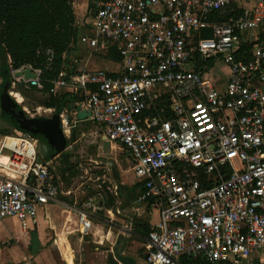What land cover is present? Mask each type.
I'll list each match as a JSON object with an SVG mask.
<instances>
[{"label": "built area", "instance_id": "1", "mask_svg": "<svg viewBox=\"0 0 264 264\" xmlns=\"http://www.w3.org/2000/svg\"><path fill=\"white\" fill-rule=\"evenodd\" d=\"M239 1L96 0L77 42L116 49V69L51 81L52 92L81 91L88 118L130 155L157 216L147 264L264 263V0ZM25 68L36 77L11 84L41 89L39 69L10 72ZM36 149L27 132L0 138V220L24 231L58 194L53 161ZM78 221L88 228L84 213Z\"/></svg>", "mask_w": 264, "mask_h": 264}, {"label": "trees", "instance_id": "2", "mask_svg": "<svg viewBox=\"0 0 264 264\" xmlns=\"http://www.w3.org/2000/svg\"><path fill=\"white\" fill-rule=\"evenodd\" d=\"M89 0L88 12L94 10V2ZM238 12V10H237ZM233 15V12L225 11L213 15L217 20H225ZM76 19L70 0H0V47L8 61L2 63L0 60V77L7 68V78L1 77L0 94L3 85L9 82L11 87L10 71L18 69L23 65H30L33 69H39V83L41 89L34 86L24 87L15 84L16 91L23 97L25 93L38 92L41 95L36 106L53 109L54 113L60 114L70 103L80 102L82 97L68 92L53 93L51 81L57 78L59 72H65V79L80 74L84 66L78 61L69 63L68 53L71 51V44L77 41L79 28L76 26ZM208 32L202 36L207 37ZM106 59L114 62L119 61V55L114 48H110L104 55ZM22 86V89L20 87ZM81 91H79V94ZM22 105H19V107ZM0 118L6 124L1 128L2 136L11 135L13 130L25 132L8 114L0 110ZM69 121L70 118H69ZM29 135L44 146L45 137L39 132H30ZM71 145L67 142L66 147ZM58 153L43 152L44 159H51ZM59 161L56 174L59 181L68 183L78 173V162L72 160V153L64 151L58 155ZM57 183V181H55ZM119 195L125 192L128 200H135L140 190L136 185L133 187L119 186ZM104 205L109 208L113 205L114 199L106 193ZM148 224L144 221L136 222V234L140 239H145L149 233ZM107 264H116L109 259ZM252 264H264L254 261Z\"/></svg>", "mask_w": 264, "mask_h": 264}, {"label": "rangeland", "instance_id": "3", "mask_svg": "<svg viewBox=\"0 0 264 264\" xmlns=\"http://www.w3.org/2000/svg\"><path fill=\"white\" fill-rule=\"evenodd\" d=\"M240 4H248L247 0H240ZM247 3V4H246ZM76 7H73L74 10ZM81 8H77L76 12L78 15V19L82 24H85L86 20L89 19L90 14L87 13V10L82 12ZM85 22V23H84ZM83 29V30H82ZM81 33H88L87 29L82 28ZM67 61L69 63L75 62L78 60L82 64L80 60H85L87 58H91L90 62L92 65L86 69H95V67L101 66L103 63L108 62L104 53L98 52H90L85 46L77 44V41L71 44V51L68 53ZM116 65L109 62V64L105 63L103 67L111 68L115 70ZM220 66H223V63L220 62ZM2 77V76H1ZM0 77V83L2 81ZM11 81L14 79L11 77ZM11 82V83H12ZM25 87V86H24ZM22 89V86L20 87ZM23 91V89H22ZM17 93L21 96L22 100L20 104L25 108L26 114L29 117H49L51 115L50 112L45 111L41 107H37L36 103L40 100L41 95L38 92L33 93H25V97H23L19 92L16 91L15 85L11 84L9 89V94ZM12 96V95H11ZM14 98V97H13ZM3 126L6 127L4 121L0 118V131ZM80 130H82L83 135L79 138L76 137V142L73 143L72 146H69L67 150L73 151L74 155L79 156V160L81 161L80 171L76 177H73L67 185H63L62 190L64 192L68 191V194L59 195V205L54 209L58 211L59 215L56 213H47L49 215L46 219H44V223L42 227L36 228L39 233V240L41 245L39 246L36 255H29V242L30 238L22 237L19 235V226L17 222L10 218H4L0 220V225H2V229H0V250L14 251L18 258L14 259V264H23L25 260L34 262V257L38 256V260H42V264H64L62 261L61 251L58 247V236L55 231L60 230L59 228H63L64 230H72L74 231L78 228L77 217L80 211L86 212L93 225L96 223L105 224L104 218L106 217L105 213L100 214L99 209L92 208H84L83 204L88 195V189L101 190L102 184L99 183V180H104L106 185H109L110 178V170L109 165L115 164V168L118 170L120 167H127L128 160L126 158V153L123 150L118 148H112L109 143H104L100 140V133L98 132V127L94 125V123L88 122L86 125H80ZM19 132L17 130H13L11 135H18ZM2 134L0 133V138ZM91 146H95L94 150ZM42 146L37 142V152H40ZM72 154V156H73ZM58 158L54 159L55 163H58ZM110 163V164H109ZM102 171L100 174L99 172ZM104 184V185H105ZM62 186V184H61ZM64 198V199H63ZM67 215L66 216H64ZM116 213L115 210H111L109 212L108 219L113 223H117L113 218H115ZM154 220V217L152 218ZM156 222V221H155ZM125 225L126 222H123ZM70 229H66L69 228ZM113 227V226H112ZM9 229L12 234L8 236H4V233H7V229ZM4 229V230H3ZM124 234V233H123ZM16 235V236H14ZM4 236V237H3ZM122 237V234H121ZM92 234H88L84 237L82 242L75 243V240H72V250L76 259L81 261V264L90 263V259L93 260L96 264H101L105 262L106 251L109 250L107 246H102L101 251L95 253L93 252L92 246L94 245L92 242ZM126 241V251L125 254L130 256H137L140 252L146 251L145 242H141L140 238L135 237L134 234L126 235L124 238ZM13 257V256H12ZM5 256L0 255V260L4 261ZM11 262V261H10ZM138 264H145L142 259H137ZM33 264H36L35 262Z\"/></svg>", "mask_w": 264, "mask_h": 264}, {"label": "crops", "instance_id": "4", "mask_svg": "<svg viewBox=\"0 0 264 264\" xmlns=\"http://www.w3.org/2000/svg\"><path fill=\"white\" fill-rule=\"evenodd\" d=\"M70 1H71V4H72V7H76L75 8L76 10H77V8H81L82 9L81 14H82L83 10L84 11L87 10V13H89L88 12L89 0H70ZM247 2H248V4L246 3L247 4L246 6H245V4L243 5V4H240V3H238V5H239V7H244V6L247 7V6L250 5L251 1L247 0ZM76 10L73 9L74 15H75V19H76V23H75L76 26L79 28L80 31H81L82 28H85V29H87V32L90 33L89 27H88V23L90 21L92 13L90 14L89 19H87L85 21L86 23L84 22L85 24H82L79 20H77L78 16H80V15L77 14ZM84 34H86V33H84ZM79 35H82V34H79ZM77 44H78V42H77ZM98 53H102V52H98ZM105 54L106 53H104V55ZM90 59L91 58H87L85 60L84 59L80 60L82 62V64H83V66H84V70H91L92 69V68L91 69H86V68H88V67H90L92 65V63L90 62ZM105 59H106V57H105ZM106 60L108 61V62H105L107 64H109V62H111V63L113 62V61H111L109 59H106ZM75 61H78V60H75ZM105 63H103L99 67H95V69L100 68V69L111 71L112 70L111 68L103 67ZM58 92H68V93H71V94H77V93L72 92L70 89H57L53 93H58ZM77 95L82 97L81 93L80 94L78 93ZM81 101H82V99H81ZM81 101L77 102V103H70V104H68V106L65 109H63L61 111V113H63V112L66 113L68 118H70L71 122H73L72 123L73 125H72L71 128H69V130L66 129V131H63L66 134V136H68V137L70 136V134L72 132L75 133V140L74 141H69L71 143V145H69V146H72L73 143L76 142V137L79 138L81 135H83L82 130H80V125H84L85 126L86 123L91 122V120L89 118H86V119H84L82 121H78L76 119V114H75L74 110L73 109H71V110L68 109V107L70 105H72V107L73 106H77V105L81 107V104H80ZM38 107H40V106H38ZM22 108H24V107L22 106ZM41 108H43V107H41ZM43 109L45 111L50 112L51 115L54 114V110L53 109H49V108L48 109L47 108H43ZM24 110H25V108H24ZM51 115L49 117H51ZM49 117H46V118H49ZM43 118H45V117H43ZM98 132L100 133V140H102L104 143H109L112 148H118L120 150H123L126 153V158L128 160V166L127 167H123V168L119 166V168L117 170L115 168V166H114L115 164H112V163L110 164L109 163L110 165H109L108 168L110 170V175H111L110 178H108V179H110L109 182H108L109 185H106L104 180H99V183L102 184L101 190H94V189H90V188L88 189V195L86 197V200H85L83 206H84V208L99 209V213L100 214L105 213V215H106V217L104 218L105 224H103L101 222V223H96L95 225H93L89 215L82 210V211H80L78 213V217H79L80 213H84L86 215L88 223H89L88 224V228L86 230H82V228H81V226L79 224V221H78V217H77L78 228H76L74 231H72V230H64L63 228H59L60 230L55 231L57 236H58V234H60L57 237L58 238L57 243H58V247H59V249L61 251L62 261H63L64 264H81V262H79L81 260L76 259L75 255H74V252H73L72 246H71L72 245L71 241L75 240V243H77L78 241L82 242L85 236H87L88 234H92V238H93L92 242L94 244L92 246L93 252H95V253L102 252L101 251L102 250L101 247L103 245L107 246L109 248V250L106 251L107 254L105 255V262L101 263V264H107L109 259L114 260L116 262V264H121L120 262H118L116 260L115 255H114V253H115V244L117 242H121L122 243V251L120 253L122 256H129V257L133 258V260L135 261V264H138L137 263V259L138 258L142 259L145 262V264H147L146 261H145V253L147 251V246H146V241H145L146 237H145V239H140L141 242H145L146 251H144V252L141 251L140 252V250H139V253H138V255L136 257L135 256H130L128 254L127 255L125 254L126 245L127 244H126V241L124 240V238L126 237V235L128 236L130 234H134L135 237L139 238L138 235L136 234V222L140 221V220L144 221V222H146L148 224V227L150 229L151 225L155 221H157V216H156L155 212L151 210L149 204H147L144 201H140L139 200V198H140V196H141V194L143 192V184H142L141 181L137 180L135 178L134 174H133V171H132V168H131L132 159H131L130 155L119 144H117L115 142H112L109 139L105 138L103 133H102V131H101V128H99V127H98ZM68 147H65V149L62 152L69 151V152H71L73 154L74 153L73 151L67 150ZM91 147H92L93 150H94V148H96L95 146H91ZM43 152L48 153V146H46V144L44 146H42L40 152H38L39 158H41L43 160H46V159H44ZM62 152H60V153H62ZM60 153L56 154L55 156H53L50 159V160L53 161L55 171H57L56 167H57L58 163H55L54 159H57L58 155ZM71 159L78 162V164H79L78 165V172H79L80 171L79 168L81 166V163H80L81 161L79 160V156H77V155L75 156L73 154ZM99 173L101 174L102 171H100ZM77 175H78V173H77ZM56 181H57L56 184H57V187H58V194H57V196L55 198V201L48 203L44 207L40 208V210H38L35 223L31 226V228L29 230H27V231L22 230L18 220H16L15 218H10V219H13V220H15L17 222V224L19 226V235L20 236L30 238V232L32 230H36L37 231V229H36L37 227L39 229V227L43 226L44 219H46L49 216V215H47V213L52 212L53 214L56 213V215H59L58 211L57 210L55 211L54 209H56L55 207L59 205V199H60V198H58L59 195L68 194L69 193L68 191L64 192L62 190L63 185H67L69 182L65 184L62 181H59V176H57V180ZM61 184H62V186H61ZM135 185H136V189L138 188L140 190V193H139L138 197L135 200H128L126 195H125V192L122 195H119V189H118L119 186L133 187ZM113 186H116V194H114L113 191H111ZM106 193H108L114 199L113 205L111 207H109V208H107L104 205L105 200L107 198L106 197ZM111 210H115L116 216L113 219L115 221H117V223H113V222H111V220L108 219L109 212ZM64 216L67 217V215H65V214H64ZM153 217H154V220H152ZM123 222H126V224L124 225ZM2 225H4V223ZM2 225H0V229H2V227H1ZM66 229H70V227L66 228ZM7 230L8 231H6L7 233H4V236H8L9 234H12V232L9 229H7ZM37 234H38V238H39L38 231H37ZM121 234H122V237H121ZM14 236H16V235H14ZM40 245H41V242H40ZM28 250H29V246H28ZM0 255H4L5 256L4 261L0 260V264H14L13 263V262H15L14 259L18 258L17 254L14 251H12V250H7V251L0 250ZM29 255H31V254L29 253ZM34 255H36V254H34ZM34 255H31V256H34ZM33 261L36 264H42V260H40V262H39L38 256L34 257ZM34 262L25 260V262L23 264H33ZM87 264H96V263L93 260L90 259V263H87Z\"/></svg>", "mask_w": 264, "mask_h": 264}, {"label": "water", "instance_id": "5", "mask_svg": "<svg viewBox=\"0 0 264 264\" xmlns=\"http://www.w3.org/2000/svg\"><path fill=\"white\" fill-rule=\"evenodd\" d=\"M0 60L4 64L8 61L7 56H5L2 48L0 47ZM7 68H5L2 72V76L7 78ZM10 76L13 78L23 77L24 79L35 78V73L32 72L30 68H25L21 71H16L13 74L10 72ZM9 94V82H6L3 85L2 92L0 94V110L4 113L8 114L11 118L15 119L19 126L27 133L30 132H39L46 139V146H48V152L50 151L52 154L62 152L67 142L75 140V133L72 132L70 136H66L63 132L60 124L59 115L54 113L49 118L43 117H29L27 116L24 108L19 107V102H17L12 96ZM69 110L73 109L76 114V119L78 121H82L89 117V113H87L80 106L70 105L68 107ZM40 246V241L38 238V234L36 230H32L30 232V242H29V253L31 255L36 254L38 248ZM122 251V243L117 242L115 244V258L121 264H135L133 258L129 256H122L120 253Z\"/></svg>", "mask_w": 264, "mask_h": 264}, {"label": "bare ground", "instance_id": "6", "mask_svg": "<svg viewBox=\"0 0 264 264\" xmlns=\"http://www.w3.org/2000/svg\"><path fill=\"white\" fill-rule=\"evenodd\" d=\"M12 97H14V99L17 101V102H21L22 98L19 94L17 93H12Z\"/></svg>", "mask_w": 264, "mask_h": 264}]
</instances>
